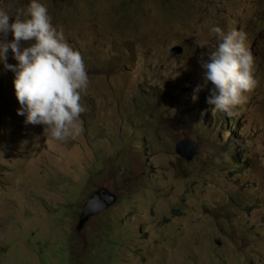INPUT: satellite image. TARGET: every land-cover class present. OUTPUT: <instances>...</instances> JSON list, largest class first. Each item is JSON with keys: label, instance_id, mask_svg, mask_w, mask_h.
I'll return each instance as SVG.
<instances>
[{"label": "rangeland", "instance_id": "1", "mask_svg": "<svg viewBox=\"0 0 264 264\" xmlns=\"http://www.w3.org/2000/svg\"><path fill=\"white\" fill-rule=\"evenodd\" d=\"M135 1L137 13L117 15ZM177 1L42 0L80 50L88 87L80 133L58 141L17 113L14 72L0 63V264H264V76L229 117L254 152L233 150L240 161L218 140L226 115L198 101L209 51L198 40L214 45L209 27L228 31L230 13L247 18L251 8ZM27 3L0 7L14 14ZM183 37L190 43L170 56ZM6 62L16 65L11 49ZM197 85L194 101L187 88ZM188 138L198 151L184 159L177 146ZM103 188L116 201L80 226Z\"/></svg>", "mask_w": 264, "mask_h": 264}, {"label": "clouds", "instance_id": "2", "mask_svg": "<svg viewBox=\"0 0 264 264\" xmlns=\"http://www.w3.org/2000/svg\"><path fill=\"white\" fill-rule=\"evenodd\" d=\"M221 1L216 4L225 7ZM251 1L246 0L251 8L247 18L230 13L228 26L233 22L235 25L228 31L217 24L209 27V32L215 34L214 45L198 40L201 46L209 48L204 54L206 59L200 61L205 88L201 93L202 100L198 101L205 110L213 108L226 115L223 125L228 135L218 140L227 141L231 149H225V156L237 161H240V156L233 150L245 156L254 152L247 143V137L241 133L239 117L237 121H230L229 117L235 109L247 106L241 105L247 101V93L256 86L257 79L264 76V0H258L260 7L250 4ZM128 8L129 4L119 6L117 15L137 13L134 7L130 11ZM10 17L13 18L11 23ZM181 24L183 22L175 25ZM171 29L181 31L182 26H172ZM9 32L13 37L11 40L6 39ZM21 41L31 43L23 46ZM183 41L190 43L189 38L183 37L170 48V56L183 52L180 44ZM177 46L182 51L171 54V49ZM9 49L16 65L6 62ZM0 63L14 72L15 95L22 106L17 113L26 114L25 122L45 125L50 136L58 141L80 133L79 114L83 107L79 101L88 87L85 62L80 50L73 48L65 39L62 27L52 23V16L42 0H28L26 7L16 9L14 14L10 8L0 7ZM90 66L96 69L95 63ZM201 87L187 88L194 91L188 94L194 101ZM249 136L252 139V133ZM184 142L191 144V147L187 146L188 151L194 150L191 157L197 153L198 145L189 138L178 142L179 155L191 159L179 151ZM253 175L256 177V166Z\"/></svg>", "mask_w": 264, "mask_h": 264}, {"label": "water", "instance_id": "3", "mask_svg": "<svg viewBox=\"0 0 264 264\" xmlns=\"http://www.w3.org/2000/svg\"><path fill=\"white\" fill-rule=\"evenodd\" d=\"M182 48L177 46L173 47L171 49V54H175L178 52H181ZM187 146L191 147L190 142H184L180 146V153L184 155L187 158H191L194 150L188 151ZM116 201L115 195L110 193L107 189L103 188L99 190L98 192H95L92 198L87 202V204L84 207V212L81 217L80 226L83 225V223L92 215L95 213H99L101 210H103L106 207L111 206Z\"/></svg>", "mask_w": 264, "mask_h": 264}, {"label": "trees", "instance_id": "4", "mask_svg": "<svg viewBox=\"0 0 264 264\" xmlns=\"http://www.w3.org/2000/svg\"><path fill=\"white\" fill-rule=\"evenodd\" d=\"M180 1H184V0H178L176 3H178V2H180ZM222 2V4H224V5H226V1H221ZM131 4H134V9H135V11H137V9H138V6H137V3H136V1L135 2H132ZM130 10H132L131 8H128L127 9V11H130ZM138 12V11H137ZM179 23H181V22H179ZM179 32H180V30H179ZM241 166H244L243 164H241Z\"/></svg>", "mask_w": 264, "mask_h": 264}, {"label": "bare ground", "instance_id": "5", "mask_svg": "<svg viewBox=\"0 0 264 264\" xmlns=\"http://www.w3.org/2000/svg\"><path fill=\"white\" fill-rule=\"evenodd\" d=\"M242 164V163H241Z\"/></svg>", "mask_w": 264, "mask_h": 264}]
</instances>
